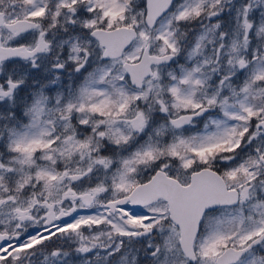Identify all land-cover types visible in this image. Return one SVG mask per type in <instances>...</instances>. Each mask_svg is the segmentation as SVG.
Here are the masks:
<instances>
[{
	"label": "snow or ice",
	"instance_id": "6c2138e0",
	"mask_svg": "<svg viewBox=\"0 0 264 264\" xmlns=\"http://www.w3.org/2000/svg\"><path fill=\"white\" fill-rule=\"evenodd\" d=\"M0 264H264V0H0Z\"/></svg>",
	"mask_w": 264,
	"mask_h": 264
}]
</instances>
